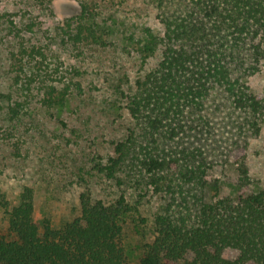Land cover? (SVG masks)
<instances>
[{
    "label": "trees",
    "instance_id": "trees-1",
    "mask_svg": "<svg viewBox=\"0 0 264 264\" xmlns=\"http://www.w3.org/2000/svg\"><path fill=\"white\" fill-rule=\"evenodd\" d=\"M90 6L82 2L79 13L57 20L54 39L60 46L108 44L91 21ZM186 6V16L173 21L158 4L156 16L165 31L157 35L146 27L138 53L142 66L157 53L160 59L128 87L120 82L116 88L132 125L114 142L112 153L92 157L91 167L115 180L120 194L106 202L85 188L79 194L80 214L62 224L37 214L32 185H24L14 202L0 194L8 222L7 233L0 235V264H130L125 223L139 210L124 186L139 198L148 190L168 199L154 212L152 237L138 246V264H264V187L201 197L194 206L183 198V211L176 200L183 183L199 180L201 188L211 185L217 192L218 183L209 178L211 167L185 168L170 148L164 149L194 130L197 118L206 120L205 103L216 89L234 109L262 112L264 99L247 79L264 64V0H189ZM2 17L9 36L21 38L10 57L12 91L0 94V101H8L3 114L18 121L35 103L46 111L63 107L75 88L81 90L78 70L64 67L60 54H49L46 44H24L23 35L37 23L17 27L12 17ZM250 125L259 134L258 120ZM238 149L243 153L234 162L238 177L231 183L241 189L252 182L246 145ZM228 250L235 256L227 257Z\"/></svg>",
    "mask_w": 264,
    "mask_h": 264
},
{
    "label": "rangeland",
    "instance_id": "rangeland-1",
    "mask_svg": "<svg viewBox=\"0 0 264 264\" xmlns=\"http://www.w3.org/2000/svg\"><path fill=\"white\" fill-rule=\"evenodd\" d=\"M189 0H0V16L12 17L17 27L35 22L33 32L25 33L24 44L47 46L50 54L58 53L64 67L78 70L80 89H74L68 102L59 109L46 111L39 103L18 121L8 120L3 114L8 101H0V194L12 202L24 185H32L36 193V211L49 216L54 224H62L80 214L79 194L88 188L94 198L112 201L119 194L115 180L106 178L91 167L96 153L110 154L114 142L124 139L132 125L126 101L117 96V86L125 87L157 64L160 53L148 58L142 66L138 53L144 39V29L162 35L164 24L156 16L162 11L173 21L186 16ZM90 4L94 13L91 21L102 31L105 46L85 44L79 48L60 46L55 41L57 20L81 11L80 4ZM168 3V7H167ZM7 19H0V94L10 93V57L17 52L21 38L12 39L7 32ZM74 75V73H71ZM130 82H126V77ZM250 89L264 99V64L247 79ZM218 89L206 101V120L196 119L197 127L180 139L167 143L185 168L211 167L209 178L218 183V192L211 185L201 188L200 181L181 185L177 197L184 211L183 198L193 205L200 198L209 200L213 195L237 196L256 186L264 187V109L254 115L234 109ZM3 110V111H2ZM261 125L255 134L251 121ZM61 121H64L63 124ZM16 145V146H14ZM246 145V162L251 184L241 189L231 181L238 177L234 164ZM131 204L138 201L139 212L125 223V236L130 264H138V246L152 237L156 209L167 202L163 196L144 190L139 193L124 186ZM139 217L146 220L141 222ZM138 226V229L136 228ZM8 222L0 207V235L7 233ZM232 258L235 251L228 250Z\"/></svg>",
    "mask_w": 264,
    "mask_h": 264
}]
</instances>
